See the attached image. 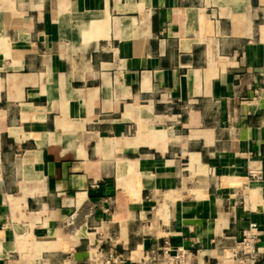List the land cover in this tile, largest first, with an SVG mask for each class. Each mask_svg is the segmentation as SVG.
<instances>
[{
    "label": "crops",
    "instance_id": "crops-1",
    "mask_svg": "<svg viewBox=\"0 0 264 264\" xmlns=\"http://www.w3.org/2000/svg\"><path fill=\"white\" fill-rule=\"evenodd\" d=\"M251 222L264 264V0H0V264Z\"/></svg>",
    "mask_w": 264,
    "mask_h": 264
},
{
    "label": "built area",
    "instance_id": "built-area-1",
    "mask_svg": "<svg viewBox=\"0 0 264 264\" xmlns=\"http://www.w3.org/2000/svg\"><path fill=\"white\" fill-rule=\"evenodd\" d=\"M257 241V225L251 222L240 240L232 246L222 248L220 259L216 256H207L195 261L196 251L184 245L174 246L166 237L160 246L145 250L137 264H260ZM88 262L89 264H133L124 252H118L113 247L106 248L102 239L93 244Z\"/></svg>",
    "mask_w": 264,
    "mask_h": 264
}]
</instances>
